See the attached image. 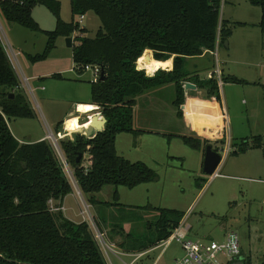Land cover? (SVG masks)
Masks as SVG:
<instances>
[{
  "label": "trees",
  "instance_id": "16d2710c",
  "mask_svg": "<svg viewBox=\"0 0 264 264\" xmlns=\"http://www.w3.org/2000/svg\"><path fill=\"white\" fill-rule=\"evenodd\" d=\"M248 1L262 10L259 27L264 35V0ZM38 4L54 12L57 17L55 29L44 30L36 21L32 10ZM222 4L223 0H71L72 21L65 22L60 17L58 0H0V12L7 21L47 35L44 51L30 55L32 61L47 58L60 36H72L79 31L80 35L75 37L78 44L72 46L75 68L83 73L87 64L102 66L104 79L91 82L90 103L93 110L100 106L107 119L105 129L92 137L78 132L74 140H61L68 162L75 169L78 185L89 195L90 202L100 203L95 194L106 185L135 188L156 176L147 163L131 161L120 155L116 148L120 133L145 131L134 127L138 95L174 83L177 115L182 116L183 82L190 81L207 99L222 102L220 80L214 74L200 78L184 69L186 58L200 56L205 51L213 52L218 44H225L232 36L231 22L221 18ZM90 10L102 22L94 37L87 36L86 28H80L79 22L75 21L76 15H84ZM244 24L235 22V25ZM149 49L154 50V57L159 60L175 55L173 69H159L152 76L144 70L137 71L136 63L139 67ZM53 76L62 77L60 73ZM221 80L248 82L233 75H223ZM19 87V76L0 37V264H107L89 223L74 222L59 208L74 187L49 141L22 142L10 129L11 118H33L36 114L27 94ZM190 105L189 98L186 108ZM207 108L215 109L208 100ZM74 127L75 124H71L69 130ZM180 138L191 148L203 151L204 156L207 145L214 143L197 135H181ZM215 143L224 144L225 138ZM261 146L262 136L255 137L252 142L244 138L235 144L232 154ZM87 152L90 166L85 171L82 162ZM79 153L83 155L80 161ZM114 199L102 203L124 208L117 190ZM52 205L59 209H53ZM130 207L157 211L158 214L155 222L147 221L142 234H135L133 226L130 229L125 226L126 222L134 220L133 215L111 229L107 227L111 238H120L119 247L137 253L167 240L186 216L185 211L152 204ZM245 264H250V260L246 259Z\"/></svg>",
  "mask_w": 264,
  "mask_h": 264
},
{
  "label": "rangeland",
  "instance_id": "374dc122",
  "mask_svg": "<svg viewBox=\"0 0 264 264\" xmlns=\"http://www.w3.org/2000/svg\"><path fill=\"white\" fill-rule=\"evenodd\" d=\"M58 1L61 4V19L72 21L71 0ZM32 13L42 29H55L57 17L49 7L38 4ZM221 14L232 25L229 45L217 46L213 51L217 52L216 56L214 53L204 57L195 56L186 58L184 62V69L200 78H206L209 71H215L219 76L223 107L228 115L227 136L224 144L214 142L212 146L223 156L219 166L221 175L213 178V174L205 173L203 151L191 148L180 138L185 132L181 130V120L174 102L175 84L166 83L137 96L134 127L145 131L138 134L123 132L116 140L118 153L131 161L147 163L156 172L154 179L136 188L106 185L95 194L100 202L95 207L91 206L88 194L82 191L81 195L78 194L76 189L79 185L73 186L80 206L72 195L68 196V206H72L73 210L82 208L83 213L84 204H89V214L95 217L89 220L90 229H96L95 223L108 244L124 253L121 256L127 263H131L138 253L119 247L117 242L120 238H111L105 228L111 229L114 224L123 223L124 218L133 215L134 220L130 218L132 220L126 222L125 226L129 223L135 234H142L147 221L157 220V211L130 206L152 204L185 211L182 223L191 226L187 237L194 241L222 242L226 232H238L242 254L247 261L250 260V264H264V35L259 27L262 10L248 0H223ZM80 20L81 15H76L75 21L80 23V28H86L89 37H94L102 26L100 17L93 10L84 14L82 22ZM236 21L245 24L235 25ZM79 35V31L72 35L74 44H78L75 37ZM0 37L9 53L12 49L17 53L18 67L31 78L30 85L35 89L33 95L25 92L35 110V117L11 118L9 126L14 136L27 142L44 138L50 131L55 134L68 131L70 123L78 116L74 103L91 99L93 73L91 70L81 73L75 68L73 49L67 44V36H60L48 57L36 62L29 56L44 51L48 39L44 32L9 22L0 12ZM151 54L154 56L152 49ZM174 56H171L173 60ZM144 71L149 76L155 74ZM56 73L62 77H54ZM223 75H233L248 82H225L221 80ZM41 86L45 89H41ZM190 103L196 112L208 111L207 100L190 98ZM90 105L78 104V112L84 113ZM72 108L73 113L69 114ZM203 115L215 120L221 117L214 110ZM85 119L86 115L83 121ZM190 122L201 131L202 122L205 121ZM78 132L81 131H75L65 138L75 137ZM257 136H262L261 147L232 154L235 144L244 138L252 142ZM82 163L85 167L90 166L88 152ZM116 190L122 194L119 202L124 208L102 203L115 201ZM71 213L74 215V211L68 212L69 215ZM73 217L78 220L84 217L86 220L88 214ZM109 255L114 264H125L114 253L110 252ZM183 255L181 243L173 240L168 245H158L146 251L135 264H176V260Z\"/></svg>",
  "mask_w": 264,
  "mask_h": 264
},
{
  "label": "built area",
  "instance_id": "2783aa9c",
  "mask_svg": "<svg viewBox=\"0 0 264 264\" xmlns=\"http://www.w3.org/2000/svg\"><path fill=\"white\" fill-rule=\"evenodd\" d=\"M83 19H84V15H81L80 22H82ZM7 53L19 76V79H20L19 88L26 93L31 92V94L33 95L35 89L31 87L30 85L31 78L25 75L21 67H18L19 61L17 59V53L14 52L13 49L11 53H9L8 51ZM136 68H138V65L136 66ZM84 70L92 71L93 77L91 78L92 80L91 82H94V83H97L101 79L102 74H103L102 66L99 64H96V65L87 64L85 65ZM40 88L45 89L44 86H41ZM97 106L98 108L92 111V115L94 116L96 114L98 115L99 119H102L104 118V115L101 112L100 106L99 105ZM81 113L82 112H80V114ZM84 115H86L87 118L90 116L88 112L84 113ZM63 127H64V130H66L65 121H64ZM81 132L82 134H85L84 131H81ZM65 133L66 132L64 131L63 133L59 132L58 134H55L53 131H50L43 139L49 141V143L51 144L52 148L54 149L56 153V156L60 162V165L63 168L65 175L68 177V179L73 185L78 187V182L75 177V169L68 162L66 154L61 146V140L65 139V137L68 136ZM70 139L74 140V137H71ZM87 169L88 167H85V171H87ZM220 171H221V167L217 168L216 171L213 173L212 177L214 178L218 175H221ZM76 190H78L79 195L82 194L80 187H78ZM51 203L53 202L51 201ZM84 206H85V209H87L89 204H84ZM52 207L55 210L59 208L61 210L64 209L63 206L56 208L52 205ZM85 209L82 214L84 216L85 214H88V217H86L85 221H87L90 225L89 220H94V218L89 214V211H88L89 208L87 210ZM93 225L96 226V229L92 231H94L93 233L103 251L104 256L106 255L105 258H106L107 264H114L112 259L110 258V255H109L110 252L117 255L119 259L125 264H135V262L146 253V251L138 252V254L135 255V258L131 263L125 262L121 256L124 253H121L117 251L116 249H114L112 246H110V244H108V242L104 239L98 226L95 223ZM190 229H191L190 225H185L184 223H181V225L174 231V233L167 240L159 244L161 246L168 245L173 240H178L181 243L183 250H184V255L181 258L176 260V264H233L240 260L245 261V257L242 254V247H241L240 236L238 232L234 230H230L226 232L225 240L222 242H219L216 240L194 241L187 237ZM235 249H238V251H235Z\"/></svg>",
  "mask_w": 264,
  "mask_h": 264
},
{
  "label": "crops",
  "instance_id": "0c3cea01",
  "mask_svg": "<svg viewBox=\"0 0 264 264\" xmlns=\"http://www.w3.org/2000/svg\"><path fill=\"white\" fill-rule=\"evenodd\" d=\"M221 18L222 19H226L225 17L222 16V14H221ZM239 22H242V21H239ZM219 46L220 45L218 44V47ZM149 51L151 52V49H149L147 51V53ZM207 54H213L214 56H216L217 52L215 53V52H207V51H205L202 55H200V57H204ZM152 57L154 58L155 61H159L161 63L159 69H166V70H172L173 69V66H174L173 58H169L167 60H159V59H156L153 55H152ZM189 58H191V57H189ZM213 74H214L215 78L219 77L216 74L215 71H209L207 73V75H206V78L210 77V75L212 76ZM200 93H202V91H200L198 89V87H197V89H193V90H185L184 108L181 107V109L183 110V114H182V116H178L179 120H181V128H182L181 130L183 132H185L183 135H197V136H200L202 138L209 139L212 142L218 141L221 138H226V136H227L226 135V133H227V116L228 115H227V112L225 111V109L223 107V102H219V101H217L215 99H207L204 95L201 96ZM189 98H191V99L208 100L215 107L214 111L220 113V115H221L220 119L219 120H215V119H211V118L203 115L204 113L212 112V110H208V108H206L208 111H205L204 113L198 112V111L196 112L192 107H189V106L186 108V104H187V101H188ZM80 103H90V101H77L76 103H74L75 104L74 108L76 109V112L78 113V116H77L76 120L74 122L70 123V124H75L76 126H78V124H80L81 121L84 119V113L88 112L89 114H91L92 111H94L93 108H92V103H91V105L89 106L88 110H86L84 113L80 114L78 112V108H77L78 104H80ZM137 104H138V102H137ZM74 108H72L69 111V114L73 113ZM185 116H187V120L185 119ZM195 120H197V121H205V122H202L204 124H203V127H202L201 131L198 130V129H195L194 125L191 124L190 121H195ZM42 139H43V137L38 139V140H36V141H39V140H42ZM204 157L205 156L203 155V162H204ZM139 186H137V187H139ZM70 195H72L76 199L78 205L80 206V202L78 201V196H76L75 192L73 191V192L69 193L67 196H65V198L63 199V201L61 203V205L64 207V209H63L64 215L67 218H69L70 220L74 221V222L85 221L84 217H82L81 220L74 219V217H73L74 215L76 217L83 216L82 213H81V209L82 208L80 207L81 209H79V211H78V209L77 210L76 209L73 210L72 206H68L67 201H68V196H70ZM119 196L122 197V194H121L120 191H119ZM95 199H96V196H95ZM91 206L95 207L96 204L92 203ZM131 206H143V205H131ZM69 211L70 212L74 211V215H72V213L69 215L68 214ZM127 226L130 227V228L132 227L129 223L126 224V228H127ZM105 230L108 233L109 228L106 227ZM119 240H118V242H119Z\"/></svg>",
  "mask_w": 264,
  "mask_h": 264
},
{
  "label": "water",
  "instance_id": "95a60500",
  "mask_svg": "<svg viewBox=\"0 0 264 264\" xmlns=\"http://www.w3.org/2000/svg\"><path fill=\"white\" fill-rule=\"evenodd\" d=\"M67 44L70 47L73 46V37L72 36L67 37ZM225 45L228 46L229 42L226 41ZM101 79H104V72L102 74ZM183 84H184L186 90L197 89V85L193 82L184 81ZM14 95H15L14 93H11V97H14ZM0 98H1V95H0ZM181 107L184 108V104ZM106 123H107V119L105 117L102 119H99L98 115L95 114L94 118L92 120V126L89 128V130L85 131V134L87 136H90V137L96 135V133L98 131L105 129ZM78 156H79L78 161H80L81 157L83 155H82V153H79ZM222 160H223L222 154L218 150L214 149L212 144L207 145L206 151H205V157H204V171H205V173L213 174L216 171V169L219 167V165L221 164ZM233 264H245V261L240 260V261L233 263Z\"/></svg>",
  "mask_w": 264,
  "mask_h": 264
},
{
  "label": "bare ground",
  "instance_id": "6f19581e",
  "mask_svg": "<svg viewBox=\"0 0 264 264\" xmlns=\"http://www.w3.org/2000/svg\"><path fill=\"white\" fill-rule=\"evenodd\" d=\"M160 62L159 61H155L154 58L152 57L151 52L149 51L148 53H146V55L143 57V59L139 62V68L141 69H145L149 74H154L156 71H158L159 67H160ZM94 116L92 115V113L90 114V116L85 119L84 121L82 120L80 124H78V126L65 131L66 135H72L73 132L75 131H87L89 130V128L92 126V120H93Z\"/></svg>",
  "mask_w": 264,
  "mask_h": 264
},
{
  "label": "clouds",
  "instance_id": "9594fccd",
  "mask_svg": "<svg viewBox=\"0 0 264 264\" xmlns=\"http://www.w3.org/2000/svg\"><path fill=\"white\" fill-rule=\"evenodd\" d=\"M140 69H139V67L137 68V71H139ZM200 95L202 96L203 95V93H200ZM204 102H206V101H204ZM185 119L187 120V116H185ZM235 251H238V249H235Z\"/></svg>",
  "mask_w": 264,
  "mask_h": 264
}]
</instances>
